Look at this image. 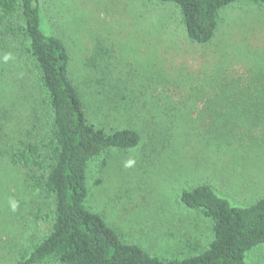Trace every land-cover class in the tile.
<instances>
[{
  "label": "rangeland",
  "instance_id": "rangeland-1",
  "mask_svg": "<svg viewBox=\"0 0 264 264\" xmlns=\"http://www.w3.org/2000/svg\"><path fill=\"white\" fill-rule=\"evenodd\" d=\"M41 8L43 30L67 45L70 77L84 96L88 120L129 124L141 136L135 151L112 152L89 168L88 207L123 241L160 257H186L206 247L212 234L207 219L180 206L183 190L207 184L245 205L264 197V119H246L248 108L238 103L228 114L213 116L219 108L206 107L204 100L173 112L156 88L146 87L165 71L182 86L193 62L202 70L241 67L245 83L259 74L264 86V8H226L214 39L203 47L187 42L175 7L151 0H50ZM19 62L18 55L0 48V264H14L47 233L50 224L36 214L52 208L51 197L30 186L24 171L7 159L45 131L41 89ZM248 96L245 104L254 99ZM222 119L241 130L209 139V125ZM165 130L170 145L157 155L151 151ZM244 264H264V247L248 254Z\"/></svg>",
  "mask_w": 264,
  "mask_h": 264
},
{
  "label": "trees",
  "instance_id": "trees-1",
  "mask_svg": "<svg viewBox=\"0 0 264 264\" xmlns=\"http://www.w3.org/2000/svg\"><path fill=\"white\" fill-rule=\"evenodd\" d=\"M48 1L0 0V48L12 51L14 57L18 55L19 63L35 78L46 113L42 125L45 131L35 141L19 144L7 159L24 171L30 186L52 199L50 211L36 214L50 228L21 252L14 264H244L248 254L264 247V197L245 205L220 196L207 184L183 190L178 199L180 206L207 219L212 234L206 247L186 257H160L123 241L101 213L88 207L91 164L112 152L135 151L141 136L129 124L119 126L113 122L105 126L88 120L84 96L70 77L67 45L60 36L42 28L41 4ZM151 1L177 9L186 40L194 47L212 42L220 13L226 8L238 3L264 8V0ZM206 68L189 63L183 87L169 71L156 83L154 78L146 81V87L156 88L158 99L170 102L173 112L204 100L206 107L219 108L211 111L213 116L228 114L238 103L248 108L246 119L249 115L252 121L264 119L262 76L256 74L245 83L248 78L241 67L226 64L217 70ZM247 95H254V99L248 96L251 100L245 104L242 99ZM116 104L114 101L111 110ZM221 121L213 120L209 125V139L223 132L235 136L241 130L235 121ZM166 132L151 152L159 155L169 147L171 135Z\"/></svg>",
  "mask_w": 264,
  "mask_h": 264
}]
</instances>
